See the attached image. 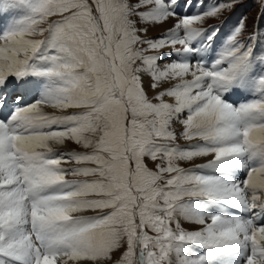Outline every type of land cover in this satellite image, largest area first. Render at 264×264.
I'll return each instance as SVG.
<instances>
[{"label": "snow or ice", "instance_id": "obj_1", "mask_svg": "<svg viewBox=\"0 0 264 264\" xmlns=\"http://www.w3.org/2000/svg\"><path fill=\"white\" fill-rule=\"evenodd\" d=\"M259 2L0 0V264H264Z\"/></svg>", "mask_w": 264, "mask_h": 264}, {"label": "rangeland", "instance_id": "obj_2", "mask_svg": "<svg viewBox=\"0 0 264 264\" xmlns=\"http://www.w3.org/2000/svg\"><path fill=\"white\" fill-rule=\"evenodd\" d=\"M260 12L259 0H234V7L230 10L226 9L219 18L209 19L205 27L212 24H219L221 21L227 19L229 24H234L239 18L247 17V32L248 35L253 31L254 18L258 17ZM260 28L264 31V19L260 20ZM70 147H75L70 146Z\"/></svg>", "mask_w": 264, "mask_h": 264}]
</instances>
